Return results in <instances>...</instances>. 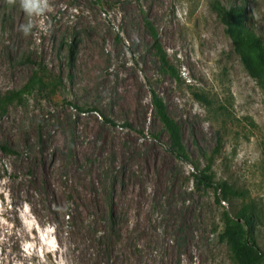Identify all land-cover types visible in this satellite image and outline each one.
<instances>
[{
	"label": "rangeland",
	"instance_id": "1",
	"mask_svg": "<svg viewBox=\"0 0 264 264\" xmlns=\"http://www.w3.org/2000/svg\"><path fill=\"white\" fill-rule=\"evenodd\" d=\"M217 2L244 3L264 41V0H50L28 36L0 0V99L57 84L0 112V264H235L219 233L240 201L218 204L193 163L259 205L264 252V93ZM152 89L191 162L170 153Z\"/></svg>",
	"mask_w": 264,
	"mask_h": 264
},
{
	"label": "trees",
	"instance_id": "2",
	"mask_svg": "<svg viewBox=\"0 0 264 264\" xmlns=\"http://www.w3.org/2000/svg\"><path fill=\"white\" fill-rule=\"evenodd\" d=\"M213 7L243 67L264 93V41L249 26L245 4L225 6L217 2ZM148 26L152 36L156 39L157 34L150 22ZM160 54L164 65L170 68L167 56L161 48ZM170 71L178 79L175 72L172 69ZM34 84L38 85L41 90L47 89L51 92H54L57 88L54 81H48L45 78L31 80L22 91L12 92L9 96L0 99V112H4L11 103L21 101L23 94L30 91ZM151 95L156 115L170 136V153L180 161L191 162L179 124L169 115L163 98L153 89ZM201 98L207 101L206 98ZM192 165L196 172L194 176L198 184L214 189L218 204L225 202L233 206L235 202L240 201L239 206L233 209L232 212L225 211L223 213V228L219 233L221 241L229 246L235 264H263L264 252L258 244V225L261 221L259 205L249 195L246 196L236 190L228 182H216L212 174L211 164L203 170H200L197 164L193 163ZM197 173L199 174L197 175Z\"/></svg>",
	"mask_w": 264,
	"mask_h": 264
},
{
	"label": "clouds",
	"instance_id": "3",
	"mask_svg": "<svg viewBox=\"0 0 264 264\" xmlns=\"http://www.w3.org/2000/svg\"><path fill=\"white\" fill-rule=\"evenodd\" d=\"M4 2L8 5H16L18 3L19 8L28 18L26 23L20 25L19 29L25 36L32 32L36 19L43 17L52 7L50 0H4ZM253 16L256 18L255 11H253Z\"/></svg>",
	"mask_w": 264,
	"mask_h": 264
},
{
	"label": "bare ground",
	"instance_id": "4",
	"mask_svg": "<svg viewBox=\"0 0 264 264\" xmlns=\"http://www.w3.org/2000/svg\"><path fill=\"white\" fill-rule=\"evenodd\" d=\"M87 204H88V206H90V207H91V206L93 207V205H94V204H91V202H89V203H87Z\"/></svg>",
	"mask_w": 264,
	"mask_h": 264
}]
</instances>
